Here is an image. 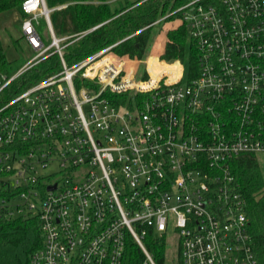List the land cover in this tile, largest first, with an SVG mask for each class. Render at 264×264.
<instances>
[{
    "label": "built area",
    "instance_id": "built-area-1",
    "mask_svg": "<svg viewBox=\"0 0 264 264\" xmlns=\"http://www.w3.org/2000/svg\"><path fill=\"white\" fill-rule=\"evenodd\" d=\"M66 6L24 0L33 55L0 72V190L11 193L0 210L39 217L43 246L29 264H123L130 236L155 264L150 232L176 244L182 264H260L233 164L264 158V0L176 10L196 49L189 77L180 60L120 57L117 44L69 64L66 48L89 31L56 35L50 13ZM54 56L59 70L2 99ZM49 163L59 170L43 174Z\"/></svg>",
    "mask_w": 264,
    "mask_h": 264
},
{
    "label": "trees",
    "instance_id": "trees-1",
    "mask_svg": "<svg viewBox=\"0 0 264 264\" xmlns=\"http://www.w3.org/2000/svg\"><path fill=\"white\" fill-rule=\"evenodd\" d=\"M23 1L0 0V13L14 10L23 19L25 17L22 10ZM189 1L137 0L115 11L111 9L107 0H46V4L50 9L67 4L65 8L50 13L57 36L89 31L65 50L67 62L73 64L115 44L117 45L111 51L117 56L142 59L156 26L179 20L180 15L175 13L176 10ZM167 12L170 15L158 21ZM175 24L167 25V28L177 27L167 32L166 40H164L165 33H163L157 40L155 49L159 51L161 48L163 51L161 59L164 61L180 60L184 65L186 77H189L197 71L196 49L189 40L187 27L184 24ZM95 27L97 28L90 31ZM20 40H23L21 35ZM59 68L58 56L45 60L36 68L17 78L6 89L2 99L9 100L17 92L41 81ZM0 72L8 76L12 75L8 68L1 36ZM80 87L81 85L77 82V88ZM119 97L124 99L126 95ZM233 171L246 199V213L249 218L254 251L260 264H264V173L254 155H243L235 160ZM10 196L9 191L1 188L0 204L3 198L8 199ZM144 243L155 264H166L168 244L165 238H159L155 233L150 232L145 237ZM42 246L43 239L37 215L28 214L15 217L10 216L6 209L0 210V264H29L32 255ZM176 262L182 264L179 251ZM123 264H150L131 236L127 239Z\"/></svg>",
    "mask_w": 264,
    "mask_h": 264
},
{
    "label": "rangeland",
    "instance_id": "rangeland-1",
    "mask_svg": "<svg viewBox=\"0 0 264 264\" xmlns=\"http://www.w3.org/2000/svg\"><path fill=\"white\" fill-rule=\"evenodd\" d=\"M111 6L112 10H119L125 7L128 4L134 3L137 0H107ZM170 8H168V11ZM170 12V11H169ZM169 12L164 14V16L160 17V20H164L165 17L168 16ZM164 18V19H163ZM21 25L22 19L14 10H8L0 13V36L2 38V44L5 50V55L8 62L9 71L14 74L17 72L33 55L31 50L28 48L27 44L24 40H20L21 35ZM40 32L47 36L48 31L47 27L42 21V25L40 26ZM166 25L156 26V30L154 31L153 37L149 42V46L147 51L145 52L144 57L141 59L142 61H147L152 52V45L156 41L157 37L163 33H166ZM155 53V49L153 50ZM123 57V56H122ZM154 58V56L152 57ZM136 58H134L135 60ZM157 60V58H155ZM140 60V59H139ZM150 61H152L150 59ZM156 62V61H155ZM132 64V63H131ZM138 64V63H135ZM154 62H150V67L152 68V72L154 73ZM134 65V64H133ZM141 65H145L144 63H140ZM138 65V66H139ZM170 70V67H166ZM261 169L264 173V158L259 162ZM59 170V165L57 163H49L48 166L44 169H41L43 174H53ZM59 174L52 175L51 181L54 182L58 178ZM22 201L16 199L14 201L15 204L21 203ZM19 215H15L17 217ZM177 245L176 244H168L167 251V260L166 264H177L176 256H177Z\"/></svg>",
    "mask_w": 264,
    "mask_h": 264
},
{
    "label": "crops",
    "instance_id": "crops-1",
    "mask_svg": "<svg viewBox=\"0 0 264 264\" xmlns=\"http://www.w3.org/2000/svg\"><path fill=\"white\" fill-rule=\"evenodd\" d=\"M174 23H176L175 25H179V24H181L179 20H176V21H173V22L167 23V24H165V25H166V27H167V25L174 24ZM176 27H177V26H175V27L172 26L171 28H167V29H166V33L164 34V36H165V37H164V40L167 39V32H168L169 30H171V29L176 28ZM162 34H163V32H162ZM162 34H161V35H162ZM161 35H159V36L157 37V39H156V41H155V43H154V46H153L152 51L155 49V46H156L157 40L161 37ZM158 48H159V47H158ZM159 51H160V52H159ZM159 51H156V49H155V52L158 53L159 55L163 54V51L161 50V48L159 49ZM155 58H156V57L151 58L152 61H150V62H154V63H156L155 61H157V60H156ZM128 64H131V63H128Z\"/></svg>",
    "mask_w": 264,
    "mask_h": 264
},
{
    "label": "water",
    "instance_id": "water-1",
    "mask_svg": "<svg viewBox=\"0 0 264 264\" xmlns=\"http://www.w3.org/2000/svg\"><path fill=\"white\" fill-rule=\"evenodd\" d=\"M56 188V186L54 185V186H49V190H54Z\"/></svg>",
    "mask_w": 264,
    "mask_h": 264
},
{
    "label": "bare ground",
    "instance_id": "bare-ground-1",
    "mask_svg": "<svg viewBox=\"0 0 264 264\" xmlns=\"http://www.w3.org/2000/svg\"><path fill=\"white\" fill-rule=\"evenodd\" d=\"M113 58V57H112Z\"/></svg>",
    "mask_w": 264,
    "mask_h": 264
}]
</instances>
